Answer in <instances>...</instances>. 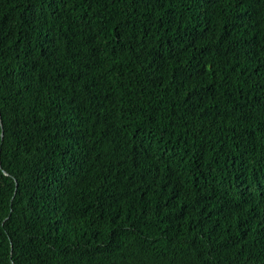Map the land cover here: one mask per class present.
<instances>
[{"label": "trees", "instance_id": "obj_1", "mask_svg": "<svg viewBox=\"0 0 264 264\" xmlns=\"http://www.w3.org/2000/svg\"><path fill=\"white\" fill-rule=\"evenodd\" d=\"M0 264H264V0H0Z\"/></svg>", "mask_w": 264, "mask_h": 264}]
</instances>
